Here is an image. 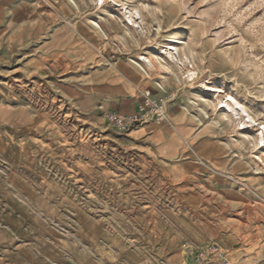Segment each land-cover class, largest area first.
I'll list each match as a JSON object with an SVG mask.
<instances>
[{
	"label": "rangeland",
	"instance_id": "374dc122",
	"mask_svg": "<svg viewBox=\"0 0 264 264\" xmlns=\"http://www.w3.org/2000/svg\"><path fill=\"white\" fill-rule=\"evenodd\" d=\"M3 2L37 44L0 47V264H171L173 252L196 264L209 243L230 264H264V167L252 156L264 148L213 123L199 88L222 87L264 122V0ZM126 7L142 32L121 18ZM165 43L184 48L197 79L139 67ZM108 75L137 91L136 111L144 89L163 100L161 120L115 129L103 100L91 116L58 85L98 97ZM163 128L175 142L156 149ZM151 153H177L181 173Z\"/></svg>",
	"mask_w": 264,
	"mask_h": 264
},
{
	"label": "bare ground",
	"instance_id": "6f19581e",
	"mask_svg": "<svg viewBox=\"0 0 264 264\" xmlns=\"http://www.w3.org/2000/svg\"><path fill=\"white\" fill-rule=\"evenodd\" d=\"M120 16L124 18L126 23L134 30H139V33L142 32L141 14L137 8L126 7L121 9ZM136 63L139 67H142L143 70H159L161 79H167V76L175 71H177L179 77L182 80H186V82H192L198 77V70L193 66L189 55L181 45H174L172 43L159 45L157 46L156 52L152 54V58L140 55ZM199 88L208 95L209 99L203 98V102L206 106L210 105L211 111H202L213 123L218 125L234 123V131L232 132L240 133L242 137L241 143L253 142L254 146L264 148V122L257 121L250 114L243 102L220 86L201 83ZM160 101L163 103V100ZM219 110L220 112H218ZM164 117L167 119L166 115H164ZM252 156H254L258 164L260 163L264 167V153L261 152L260 154Z\"/></svg>",
	"mask_w": 264,
	"mask_h": 264
},
{
	"label": "crops",
	"instance_id": "0c3cea01",
	"mask_svg": "<svg viewBox=\"0 0 264 264\" xmlns=\"http://www.w3.org/2000/svg\"><path fill=\"white\" fill-rule=\"evenodd\" d=\"M13 15L9 17V11L6 6V3L3 2V0H0V47L2 48V52L9 51L8 47L14 45L16 48H21L23 49L24 47H34L37 44L36 41V36L37 34L35 33V29L33 27V24H30L28 22L22 21V20H17V18L21 17L22 18V13L21 16H19V12L15 10H12ZM10 12V13H11ZM122 62H125L121 60ZM110 77L109 75L106 77V79H101L99 82H102L101 85H96V87L101 86L103 90L99 91L100 96H95L94 94L88 93L86 90H78L75 89L66 83H60L58 84L59 87H61L62 91L66 93L67 95L70 96V98L74 101H76V106L77 108L91 116L95 115L96 113V108H99L97 105L98 99L103 100L102 104L100 105L101 110L104 111L105 113L108 112H116L118 114L121 113L122 109V104L123 102L127 103V113L125 115H130L134 112H136V106L138 103V98L136 96L137 91H132L129 92L126 89L123 88V86H115V84L110 82ZM97 80V79H96ZM143 80H140L139 87L142 85ZM138 87V89H139ZM149 88V86L147 85ZM74 93H79V96L73 97ZM127 93H130L132 96L129 98ZM128 96V97H127ZM135 96V98H133ZM127 97V98H126ZM112 105H114L112 107ZM171 106V105H170ZM170 106H169V113L170 111ZM173 115V114H172ZM147 129L149 130L151 127L146 126ZM153 129V127L151 128ZM167 129H159V138L155 143L156 149L157 147L160 149L162 144L160 145V142H162V135L166 132ZM137 132V130H136ZM134 131H131V138L137 135H141L142 133H136ZM154 133V132H153ZM168 135V134H167ZM153 136L152 134L151 139H149V143H154L153 142ZM169 137L166 139L172 140L173 143L175 142V137L173 134H169ZM166 141L164 143H166ZM163 143V144H164ZM144 154H149V153H144ZM153 156L157 157L160 159L162 163V167L165 169V171L169 174L172 175V169L175 168V171L177 174L181 173V169L179 166L174 164L172 162V159L177 155V153H151ZM174 177V176H173ZM175 178V177H174ZM167 244H165V248L167 251H172L167 249ZM171 259V264H179L181 263V257L178 255H175L173 252V255L169 257Z\"/></svg>",
	"mask_w": 264,
	"mask_h": 264
},
{
	"label": "built area",
	"instance_id": "2783aa9c",
	"mask_svg": "<svg viewBox=\"0 0 264 264\" xmlns=\"http://www.w3.org/2000/svg\"><path fill=\"white\" fill-rule=\"evenodd\" d=\"M142 103L138 110L130 115L121 116L116 112L106 113L108 123L115 129L125 130L143 123L149 116L161 120L163 114V103L159 99L152 97L149 89H144L141 93ZM188 253H193V247L185 242L183 245ZM196 264H230L226 252L217 244L209 243L204 248L199 249L195 257Z\"/></svg>",
	"mask_w": 264,
	"mask_h": 264
}]
</instances>
